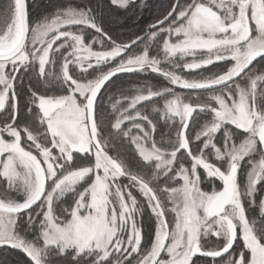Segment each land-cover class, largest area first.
Wrapping results in <instances>:
<instances>
[{"label": "snow or ice", "instance_id": "obj_1", "mask_svg": "<svg viewBox=\"0 0 264 264\" xmlns=\"http://www.w3.org/2000/svg\"><path fill=\"white\" fill-rule=\"evenodd\" d=\"M109 2L133 17L147 6ZM100 7L31 21L29 0L0 6V250L27 264H264V0H168L127 41L105 30ZM164 62L220 70L190 80ZM147 72L172 87L108 94L118 74ZM157 100L154 121L144 105ZM161 121L175 131L158 140ZM105 131L127 138L141 166L110 155Z\"/></svg>", "mask_w": 264, "mask_h": 264}, {"label": "trees", "instance_id": "obj_2", "mask_svg": "<svg viewBox=\"0 0 264 264\" xmlns=\"http://www.w3.org/2000/svg\"><path fill=\"white\" fill-rule=\"evenodd\" d=\"M7 0H0V6H3ZM93 3H95V0H92ZM84 0H29V6H30V20L31 21H38L45 15H48L52 12H54L59 7H64L68 5H74V6H83ZM101 7L98 10L97 15L100 17V23L104 26L105 30L109 31L110 35L114 34H120V38L123 41H127L128 36L130 34H139L143 35L146 31L147 23L149 20V14L143 15V13L146 11L143 9V11L138 15V20L135 23H131V14H126L122 10H117L114 7L110 6L109 0H100ZM93 31L91 29H86L85 35H86V41L91 39V36L93 35ZM115 38V36H114ZM96 49L99 48L98 45H93ZM139 49H137L138 51ZM157 49L155 46L152 49L151 54L156 55ZM190 57L185 58L183 61H180L177 59L175 63H186L188 60H190ZM115 63V62H114ZM162 68L165 70H175L177 74L181 75L185 79H199L202 76H209L217 71L220 70V66H213L209 65L206 67H203L201 69L197 70H184V69H173V67L167 63L164 62L161 65ZM91 78V77H89ZM27 83V79L25 81ZM137 86H151L153 90H158L160 88L164 87H172V85L162 76H160L158 73H125L121 74L119 76H116L112 79V82L109 85H106V88L108 89V94H118L121 92H124L126 94H130L134 87ZM175 90L178 93H183V95L188 98V100L193 101L195 100V97L201 94L199 91H192V90H185L180 87H175ZM104 91V90H103ZM102 91V92H103ZM116 98V97H114ZM105 100L107 101V96H105ZM162 105V101H155V105L153 103H146L144 105L146 111L148 113H151L150 118L154 119V121H157L159 119L158 113H152L153 106L160 107ZM105 107L107 108L108 112H111L110 106L106 103ZM207 119V117H203L199 123L202 124L203 120ZM198 130V126L196 128ZM175 129H169L166 123L159 122L157 125V133L156 138L159 140L161 137L167 139L170 134H174ZM220 135L218 134V139L220 138ZM105 136L109 140V143L112 145V148L110 149L109 154L110 155H116L117 153L122 154L124 157H126L127 162L129 163V166L135 170L137 167L141 166V162L137 156V154L134 152L133 148L134 146L129 143L127 138L124 139H113V136L110 134L109 131H105ZM212 162H215L214 158H212ZM244 168H247V164L245 163ZM243 168L242 173L243 174ZM122 182L126 183V180H123ZM216 185L218 187H221V182L217 181ZM2 187V186H0ZM203 188L209 190L210 185L208 183L203 184ZM260 195H264V191H262L261 194H258L257 196V204L260 199ZM140 197L138 196V199ZM66 202L70 203L71 198L66 197ZM64 206H67L65 204ZM259 209L258 207L251 209V215L255 218L258 215ZM144 222V232H145V242H148L152 239L154 234V218L150 215V213L145 210V214L142 217ZM215 241V238H213V242ZM235 248H239V242L234 245ZM0 258H6L9 261V264H27V258L18 251L15 250H9V249H3L0 250ZM209 258H202L201 264H211ZM59 264H71L70 258H63L59 261Z\"/></svg>", "mask_w": 264, "mask_h": 264}, {"label": "flooded vegetation", "instance_id": "obj_3", "mask_svg": "<svg viewBox=\"0 0 264 264\" xmlns=\"http://www.w3.org/2000/svg\"><path fill=\"white\" fill-rule=\"evenodd\" d=\"M168 0H145L147 5L144 10L148 11L149 20L147 26L154 22L155 18L160 15L161 5L167 6ZM147 28V27H146ZM179 87V86H176Z\"/></svg>", "mask_w": 264, "mask_h": 264}, {"label": "rangeland", "instance_id": "obj_4", "mask_svg": "<svg viewBox=\"0 0 264 264\" xmlns=\"http://www.w3.org/2000/svg\"><path fill=\"white\" fill-rule=\"evenodd\" d=\"M144 2H145V0H144ZM144 9H145V8H144ZM145 14L147 15V14H148V11H145V12L143 13V15H145ZM137 18H138V15H137V16H134V17L132 16L131 19H130V20H131V23H135V22L138 20ZM85 31H86V30H85ZM93 48H94V50H99V48L96 49L94 46H93ZM190 58H191V57H190ZM197 58H198V59L200 58V54H199V53L197 54ZM191 61H192V58H191L190 60H188L186 63L191 62ZM195 70H197V69H195ZM180 93H181V92H180ZM181 94L183 95V93H181ZM198 96H201V99L204 98L201 94H199ZM201 171H203V170H201ZM216 187L219 188L217 185H216ZM202 188H203V184H202ZM203 189H204V190H207V189H205V188H203ZM209 190H211V187H210ZM211 264H212V263H211Z\"/></svg>", "mask_w": 264, "mask_h": 264}, {"label": "water", "instance_id": "obj_5", "mask_svg": "<svg viewBox=\"0 0 264 264\" xmlns=\"http://www.w3.org/2000/svg\"><path fill=\"white\" fill-rule=\"evenodd\" d=\"M121 74H125V73H121ZM121 74H118L117 76H119V75H121ZM113 78H115V77H113ZM102 91H103V89H102ZM192 91H198V90H192Z\"/></svg>", "mask_w": 264, "mask_h": 264}]
</instances>
